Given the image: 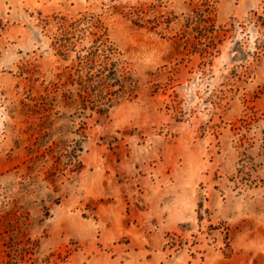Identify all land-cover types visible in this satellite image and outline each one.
Here are the masks:
<instances>
[{
    "label": "rangeland",
    "instance_id": "obj_1",
    "mask_svg": "<svg viewBox=\"0 0 264 264\" xmlns=\"http://www.w3.org/2000/svg\"><path fill=\"white\" fill-rule=\"evenodd\" d=\"M0 264H264V0H0Z\"/></svg>",
    "mask_w": 264,
    "mask_h": 264
}]
</instances>
